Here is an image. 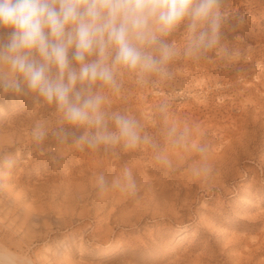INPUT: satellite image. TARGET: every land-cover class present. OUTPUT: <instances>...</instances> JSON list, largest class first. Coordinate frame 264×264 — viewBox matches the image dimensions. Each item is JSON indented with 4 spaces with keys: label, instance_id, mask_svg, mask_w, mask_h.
I'll return each mask as SVG.
<instances>
[{
    "label": "rangeland",
    "instance_id": "374dc122",
    "mask_svg": "<svg viewBox=\"0 0 264 264\" xmlns=\"http://www.w3.org/2000/svg\"><path fill=\"white\" fill-rule=\"evenodd\" d=\"M223 8L230 60L178 57L172 80L140 86L125 77L109 102L134 115L157 149L59 144L54 106L0 91V245L34 264H264V0ZM183 31L169 38L178 49ZM10 32L0 27V42ZM41 121L50 132L40 148L31 130ZM197 142L210 145L209 177L191 174L202 162ZM160 153L171 168L156 161ZM125 168L135 197L98 191L97 175L111 180Z\"/></svg>",
    "mask_w": 264,
    "mask_h": 264
},
{
    "label": "clouds",
    "instance_id": "9594fccd",
    "mask_svg": "<svg viewBox=\"0 0 264 264\" xmlns=\"http://www.w3.org/2000/svg\"><path fill=\"white\" fill-rule=\"evenodd\" d=\"M223 4L224 0H0V27L11 29L7 41L0 42V91L31 95L37 104L54 106L58 123L51 132L59 144L71 137V144L82 150L157 149L134 115L112 110L109 102L122 94L125 77L140 86L172 80L178 57L201 61L219 55L230 60L235 49L223 42L228 18ZM182 26L186 41L178 49L169 38ZM65 125L83 132L77 136ZM49 132L46 121L33 126L37 147ZM175 132L170 129V134ZM184 137L185 132H179L175 143ZM193 149L202 162L191 174L211 176L210 145L197 142ZM155 159L172 167L163 153ZM95 183L100 193L119 189L132 197L138 194L128 168L111 180L100 173ZM0 264L30 262L0 246Z\"/></svg>",
    "mask_w": 264,
    "mask_h": 264
},
{
    "label": "bare ground",
    "instance_id": "6f19581e",
    "mask_svg": "<svg viewBox=\"0 0 264 264\" xmlns=\"http://www.w3.org/2000/svg\"><path fill=\"white\" fill-rule=\"evenodd\" d=\"M198 131V130H197ZM166 155V154H165ZM179 159V158H178ZM180 161V160H179ZM91 169V168H90ZM3 191V190H2ZM28 212V211H27ZM29 213V212H28ZM0 246H3V247H6V248H8L7 246H5V245H0ZM9 249V248H8ZM14 252V251H13ZM17 254V253H16ZM18 255V254H17ZM19 257H21L22 259H26L27 261H29L30 262V264H34V262L29 258V257H26V256H24V255H18Z\"/></svg>",
    "mask_w": 264,
    "mask_h": 264
}]
</instances>
